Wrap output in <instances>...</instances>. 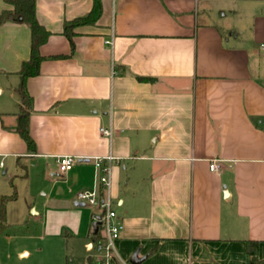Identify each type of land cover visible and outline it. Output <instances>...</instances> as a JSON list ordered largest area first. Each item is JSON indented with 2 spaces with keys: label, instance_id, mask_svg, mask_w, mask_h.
Returning <instances> with one entry per match:
<instances>
[{
  "label": "crops",
  "instance_id": "0c3cea01",
  "mask_svg": "<svg viewBox=\"0 0 264 264\" xmlns=\"http://www.w3.org/2000/svg\"><path fill=\"white\" fill-rule=\"evenodd\" d=\"M93 3L35 0L51 35L27 82L34 154L15 131L31 30L0 24V194L29 192L36 179L46 190L43 214L31 207L36 236L81 243L86 264H101L100 211L77 196L105 191L94 160L111 155L123 230L109 264L135 254L138 264H250L247 241L264 264V0H101L99 20L74 29L72 51L64 25ZM11 10L0 0V15ZM61 156L76 158L70 171L60 172ZM22 235L0 236V259L9 249L30 257Z\"/></svg>",
  "mask_w": 264,
  "mask_h": 264
},
{
  "label": "trees",
  "instance_id": "16d2710c",
  "mask_svg": "<svg viewBox=\"0 0 264 264\" xmlns=\"http://www.w3.org/2000/svg\"><path fill=\"white\" fill-rule=\"evenodd\" d=\"M9 3L13 6V10L1 13L0 24L4 23L8 19H21L30 27L31 30L30 58L28 61L23 62L19 71L21 79L20 84L17 87V93L20 99V110L17 115L15 131L24 140L29 153L34 154L37 152V146L30 131V113L33 110V98L28 92L27 82L30 78L36 77L40 74L41 64L45 60V57L41 54L40 49L47 42L51 33L39 23L36 17L35 0H9ZM101 15V0H94L93 7L88 15L65 23L63 34L69 39L72 51H74L75 48L73 42V37L75 36L74 29L79 26L95 24ZM64 57L65 56H60L56 58ZM12 187L13 192L11 194H0V236L6 234L9 228L7 220L8 204L18 198L16 187L14 185H12ZM100 194H103L102 188L100 189ZM102 240L103 234L100 227V231L93 236V241L98 242ZM258 247V242L247 241V251L251 257L250 264H261V261L257 259Z\"/></svg>",
  "mask_w": 264,
  "mask_h": 264
},
{
  "label": "rangeland",
  "instance_id": "374dc122",
  "mask_svg": "<svg viewBox=\"0 0 264 264\" xmlns=\"http://www.w3.org/2000/svg\"><path fill=\"white\" fill-rule=\"evenodd\" d=\"M37 183L35 179L34 184L29 192L17 191L18 198L15 201H11L8 204L9 210V232L14 234L19 232L22 235V239L17 240V244L20 242L26 244L30 251V257H24L18 259L12 250H8L1 257L2 264H86V251L79 243L78 247H74V242L65 238L63 240L48 241L46 246V240L42 237L36 236L40 233V226L37 222V216H32L33 212L31 207L35 208L38 213L43 214L45 210V188ZM91 209L90 206H86ZM29 232H26V231ZM24 238V239H23ZM2 240V239H0ZM45 245V246H43ZM43 247L40 249V247ZM13 249V248H12ZM94 254V253H93Z\"/></svg>",
  "mask_w": 264,
  "mask_h": 264
},
{
  "label": "built area",
  "instance_id": "2783aa9c",
  "mask_svg": "<svg viewBox=\"0 0 264 264\" xmlns=\"http://www.w3.org/2000/svg\"><path fill=\"white\" fill-rule=\"evenodd\" d=\"M107 43L112 44L113 41L111 40ZM100 132L103 136L109 139H112L114 135V130L112 128H101ZM114 159L113 156L109 155L103 158L97 157L94 160V166L98 172L97 180L105 190L103 194H100V189L95 188L92 191L80 192L77 196L79 202L100 211L99 217L103 240L95 243L94 257L101 264H109L111 258L116 255V241L120 238L123 230V223L119 220V217L113 208L114 202L110 195L111 173ZM57 163L60 172L64 173L70 171L77 163V160L72 156H61L58 158ZM209 167L212 172L218 171L220 168L217 162H212ZM94 220H97L96 216H94Z\"/></svg>",
  "mask_w": 264,
  "mask_h": 264
},
{
  "label": "water",
  "instance_id": "95a60500",
  "mask_svg": "<svg viewBox=\"0 0 264 264\" xmlns=\"http://www.w3.org/2000/svg\"><path fill=\"white\" fill-rule=\"evenodd\" d=\"M100 225H101V221H100V217H98L97 220L93 224V228H94L93 234L94 235L98 233ZM141 261L142 260L138 258L137 254H135L133 258L131 259V264H138Z\"/></svg>",
  "mask_w": 264,
  "mask_h": 264
}]
</instances>
